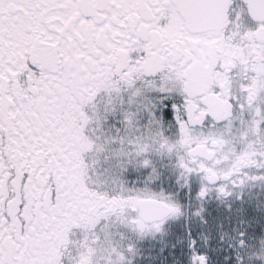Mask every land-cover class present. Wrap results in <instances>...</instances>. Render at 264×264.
Masks as SVG:
<instances>
[{"label":"snow or ice","instance_id":"6c2138e0","mask_svg":"<svg viewBox=\"0 0 264 264\" xmlns=\"http://www.w3.org/2000/svg\"><path fill=\"white\" fill-rule=\"evenodd\" d=\"M0 264H264V0H0Z\"/></svg>","mask_w":264,"mask_h":264}]
</instances>
